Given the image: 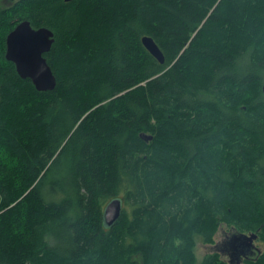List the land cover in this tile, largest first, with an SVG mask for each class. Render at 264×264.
<instances>
[{
  "label": "trees",
  "instance_id": "obj_1",
  "mask_svg": "<svg viewBox=\"0 0 264 264\" xmlns=\"http://www.w3.org/2000/svg\"><path fill=\"white\" fill-rule=\"evenodd\" d=\"M12 1L0 0V263L196 264L197 238L226 224L258 234L246 264H264V0ZM23 19L54 32L53 90L6 59Z\"/></svg>",
  "mask_w": 264,
  "mask_h": 264
},
{
  "label": "water",
  "instance_id": "obj_2",
  "mask_svg": "<svg viewBox=\"0 0 264 264\" xmlns=\"http://www.w3.org/2000/svg\"><path fill=\"white\" fill-rule=\"evenodd\" d=\"M54 41V32L51 29L45 26L34 28L28 19L21 20L6 39V59L15 64L20 77L30 79L39 91L53 90L57 85V78L45 57V54L51 50ZM142 42L156 59L161 63L165 62L162 50L152 37L144 36ZM262 91L264 93V85ZM142 136L147 140L152 138L146 134ZM123 205V200L120 197L113 198L107 204L104 210V224L107 227L113 226L120 218ZM232 239L240 245L237 255L239 257L247 256L255 248L254 241L258 239V234L239 232L234 234ZM257 250L260 253L258 248Z\"/></svg>",
  "mask_w": 264,
  "mask_h": 264
},
{
  "label": "rangeland",
  "instance_id": "obj_3",
  "mask_svg": "<svg viewBox=\"0 0 264 264\" xmlns=\"http://www.w3.org/2000/svg\"><path fill=\"white\" fill-rule=\"evenodd\" d=\"M13 1L12 0H3L4 4H11ZM239 233L238 230H236L233 227H229L226 224H222L215 236V241L212 244H206L202 241L201 238H197V244L195 248V253H196V264H202L204 257L207 254H212V253H219L221 255V258L227 262V264H246V261L243 260L240 263L234 262L231 263V256L223 251V244L232 239L234 234ZM250 234V233H246ZM254 245L256 248L260 250V253L263 251V243L259 241L258 239L254 241ZM255 254V258L258 254Z\"/></svg>",
  "mask_w": 264,
  "mask_h": 264
},
{
  "label": "flooded vegetation",
  "instance_id": "obj_4",
  "mask_svg": "<svg viewBox=\"0 0 264 264\" xmlns=\"http://www.w3.org/2000/svg\"><path fill=\"white\" fill-rule=\"evenodd\" d=\"M236 242V243H235ZM233 239H230L228 241H226L224 244H223V251L228 253L230 256H231V263H234V262H237V263H240L241 261L243 260H250V259H253L255 258V254L258 253V250L257 248H253L251 250V254L250 255H247V256H238L237 253H238V250L240 249V245L237 241H235ZM245 248V246H244ZM249 250V248H248Z\"/></svg>",
  "mask_w": 264,
  "mask_h": 264
},
{
  "label": "bare ground",
  "instance_id": "obj_5",
  "mask_svg": "<svg viewBox=\"0 0 264 264\" xmlns=\"http://www.w3.org/2000/svg\"><path fill=\"white\" fill-rule=\"evenodd\" d=\"M9 62H11V61H9Z\"/></svg>",
  "mask_w": 264,
  "mask_h": 264
}]
</instances>
